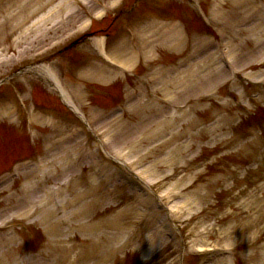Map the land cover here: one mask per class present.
<instances>
[{"label": "rangeland", "instance_id": "374dc122", "mask_svg": "<svg viewBox=\"0 0 264 264\" xmlns=\"http://www.w3.org/2000/svg\"><path fill=\"white\" fill-rule=\"evenodd\" d=\"M197 1L193 0L192 5L190 3L184 5V1L180 0H144L145 3L141 2L140 7L134 10L133 14L118 17L115 20V26L111 28L114 33L123 30V33L127 32L128 34L134 25V20L139 19L141 12L143 10L150 11L152 8L156 14L174 19L171 22L162 20V18L156 20L158 24L153 29L156 33L151 37L152 45L155 46L160 30L169 29L171 24L180 22L179 12L181 9L189 10L195 21L191 23L189 19V24H185L188 36L186 39L184 38L186 47H183L180 54L170 52L167 47L160 44V47L154 48V52H151L154 53L153 59L136 62L135 70L131 71L132 74L129 75L130 77L128 76L127 83L123 84L118 80L117 83L114 81L113 84L104 85L97 84L94 80H78L67 76L68 81L64 82V87L69 91V94L70 92L76 94L81 90L85 96H80L78 99L72 97L75 106L80 109L83 115H88L87 111L94 112L99 119V128H106L110 131L112 137L111 155L120 156L119 152L124 151L126 149L124 146H127V149H131L135 156L139 155L142 158L137 165L138 171L149 172V174L152 172L150 163L153 160H158L154 166L157 168V173L153 171V177L161 178L163 185L160 184V189L175 188L181 191V199L191 197L194 210L192 216L195 218L189 222L187 233L193 242L195 241L198 246L203 245L204 248L223 245L233 247V255L221 258L215 264H225L226 261L231 264H264V49L252 50L257 38V35L253 34L254 28L255 32H259L264 27L263 25L260 27L264 20V0H244L242 1L243 5L238 7H235L231 0H223L221 6L226 14L220 18V23L215 24L228 32L231 48L235 45L236 49L240 47L239 50L233 48L235 53L239 51L235 55V62L239 67L242 63L246 64V68H242L240 75L227 84L221 80L220 76L219 82L214 86H208L206 83L208 75H205L209 69L201 70V63L204 61L209 63L212 57L208 52L203 51L200 45L206 39L209 41L210 38L205 34L203 20L200 17L197 18L194 12V8H201L200 4L206 11L207 0H199V5ZM45 2V0H0V23H3V29H0V74L10 68L11 64L9 63L18 62L21 54L28 56L33 53L36 55L43 46H48L47 53H53L81 32L76 27L82 25L84 20L79 22L66 19L70 22L65 21L53 29H48V23L54 20L53 15H50L52 14L51 8L57 2L53 1L44 5ZM123 2L126 6L132 5L131 0H123ZM148 2H152V7ZM39 5L44 6L39 9ZM25 6L26 10L32 12L35 10V13H31L30 17L20 13V8L24 9ZM93 8H95L94 4ZM46 9H50L48 15L43 16ZM257 12L259 16H257ZM47 16L49 18H46ZM248 17L253 18L251 19L253 24L238 33L239 27L236 26V22L244 18L248 19ZM41 18H46L43 21V29L40 24ZM255 21L260 22L254 23ZM256 24H258L257 27ZM97 25L105 27L107 23L104 21L96 23ZM178 27L181 26L178 24ZM139 35L145 36L142 33ZM260 39L264 41V33ZM239 40H243V42H239ZM12 42L14 44L10 45ZM172 43H175V40ZM77 48H75L76 51L63 52L59 58L79 57L81 54ZM86 48L91 52L90 45ZM191 55L198 57L200 55L201 61L180 71L176 76H168L166 68L171 61ZM189 61L185 63H189ZM72 62L70 61V64ZM149 66L152 67L149 72L157 69V73L149 76L146 70ZM248 73L254 75V78L262 80V83L250 82V78L246 77ZM2 76L0 75V78ZM188 76L190 81L187 80ZM204 76L206 78H202ZM64 79L66 78L64 77ZM186 86L189 88H185ZM2 87V92H4L7 86ZM183 88L184 90L181 92ZM132 89H139L142 96L125 108L120 103L114 109L117 108L116 111H121L113 112L110 106L118 103L121 94L123 96ZM97 90H110L111 96L105 97L103 92L99 95ZM174 91H179V95L173 96ZM253 94L256 96L255 99L252 98ZM160 97L163 99L160 100ZM30 99L26 101L28 107L31 103ZM164 99L175 105H183L184 108L176 110L178 113L170 112L171 107L162 105L166 102ZM46 100L50 104H57L56 96H51ZM56 106L57 110L64 112L65 118H72L73 112L69 107ZM140 109L141 112H139ZM112 112L115 113L114 116H110L113 115ZM112 118L114 120L111 122ZM3 119L0 118V125L7 126ZM28 119V121H24L22 129H18L16 134L13 132L15 131L12 129L13 125H10L11 136L8 131L0 129V172L8 165H13L21 157L31 154V151L33 152L32 156L36 155V158L41 153L43 159L51 150L50 148L46 149L45 146L59 143L60 134L58 132L53 133L45 123L37 122L33 117ZM162 121L164 123H161ZM116 122H120L122 126H118ZM19 124H23V122L19 121ZM209 124H213L214 128L210 131L204 130L209 127ZM160 125L161 127L157 129ZM120 129L129 137L126 138L123 135L126 139L125 143L117 149L115 145L118 143L114 142L116 138L114 139L113 133ZM158 142H163V144L159 145ZM177 146H179V150H176ZM144 150L149 153L144 154ZM168 151L171 156L169 158L163 156V153ZM52 153L53 151H51V156ZM171 158H179L180 162L173 164L170 168L166 164ZM49 160L52 161V159ZM242 162H246V166ZM51 163L49 162V168H46L47 163L43 161V168L38 171L32 170L14 177V181L0 189V198H2L0 200L6 196L20 195L25 187L29 188L28 215L35 217L36 220L39 211L45 204L41 192L36 186L42 178L46 183L45 189L50 187L54 195L59 191V187L65 196L71 186L75 188L73 183L69 182L67 175L57 176L55 171L52 173L56 164ZM81 165L83 168L81 173H78L79 179L85 178L88 171L85 161H82ZM44 170L45 174H43ZM68 174L72 173L68 172ZM65 196L55 200L51 199L49 201L53 205L51 208L53 209L63 202V200L58 201L67 198ZM85 197V200H90V198L87 199V193H85ZM107 197L109 200L102 205L97 203L98 200H94L95 205L93 204V208L89 207L90 212L80 221L73 218L68 219V217L74 216L73 211L77 208L67 202V209L63 214L59 210L51 212L50 221L52 224L56 219L64 216V231L68 236H58L56 232L54 235L48 234L50 235L48 237L43 228L45 226L32 218L13 221L15 229L20 236H23V221L28 224L25 227L33 236L26 241V247H36L35 251L44 250L50 256L56 255L57 259L56 256L54 257L55 264H58L57 262L75 264L79 261V255L83 252L88 253L89 250L97 252L95 262L91 260L87 264H155L154 259L150 261L143 259L146 256L142 255V251L137 249L134 244L128 243L123 248L120 239L122 234L117 233L113 228H110L111 231L108 230L109 234L113 233L114 240L110 244V249L107 245L102 244L99 236L96 238V244L92 243L90 236L92 237L91 234L95 233L96 229L99 230L98 226L103 224V220H117L118 215L123 218L124 214H126V221L135 220L136 217L135 211L129 209L125 199ZM102 198L103 196L98 199L102 200ZM9 202H11L9 199L0 201V211L5 205H11ZM75 206L77 207L78 204ZM94 215L95 222L92 220ZM1 217L4 218V214H1ZM4 223L6 222L4 221ZM81 227L89 228L90 232L86 234L83 229L79 232L78 229ZM99 232L101 231L99 230ZM146 235L147 232H139L140 239ZM65 237H70L69 241L76 238V246L71 244L73 242L62 244L57 241ZM13 244L12 241H4L3 247ZM2 251H4L2 253L5 256L4 259L8 257L13 259L16 256H22L24 249L18 247L11 248L9 251L2 249ZM111 253L114 256L110 258ZM165 263L166 260H158V264ZM79 264H86V262L80 260Z\"/></svg>", "mask_w": 264, "mask_h": 264}, {"label": "bare ground", "instance_id": "6f19581e", "mask_svg": "<svg viewBox=\"0 0 264 264\" xmlns=\"http://www.w3.org/2000/svg\"><path fill=\"white\" fill-rule=\"evenodd\" d=\"M233 2H235V6H238L239 4H241L242 3V1H244V0H232ZM22 5H24V4H22ZM219 7V6H218ZM217 7V8H218ZM217 10V9H216ZM20 13H23L25 16H28V17H30V15H31V13H32V11H30V10H26V6L24 7V9L23 8H20V11H19ZM34 12V11H33ZM216 14V13H215ZM27 17V18H28ZM3 18V17H2ZM0 29H3V23H0ZM246 29V28H245ZM119 46H121V44L119 45ZM119 46L117 47V48H119ZM259 47L261 46V45H258ZM116 48V49H117ZM262 49V48H261ZM260 49V50H261ZM119 50V49H118ZM117 52V51H116ZM239 51H237V53H238ZM237 53H235L234 51H232V57H234V58H236L235 57V55L237 54ZM123 55V53H121V52H119L118 54H117V57L119 58L120 56H122ZM122 59H121V62H123V64L125 63V66H128V67H132L133 66V63H134V61H135V55H131L130 57H126V58H123V57H121ZM245 63H247L248 64V62H246L245 61ZM246 68V64H240V68ZM37 72H39L40 74L41 73H43V75H44V77L48 80H51L53 83H54V85L56 86H58V83H57V81H56V79H55V76L48 70V69H46V68H41V69H37ZM210 74H211V76L206 80V83H207V85L208 86H214L216 83H217V81L219 80V77H220V75H222L221 74V72L219 71V69L216 67V68H213V69H211L210 70ZM92 76H98V74L97 75H92ZM99 76H101V75H99ZM99 79V78H98ZM111 78H107V79H105V78H103V79H101V80H103V81H105V82H108L109 80H110ZM100 80V81H101ZM203 83V82H202ZM190 85V84H189ZM188 87V86H187ZM184 90V88L181 90V92ZM174 95H176V93H174ZM178 95H179V91H178ZM82 96H83V94H82ZM64 98L66 99V102L67 103H69L71 106L73 105L72 104V101L70 100V98L68 97V96H64ZM130 104V103H129ZM133 104V103H132ZM114 119L112 118L111 119V122L113 121ZM117 124H118V126H122L121 125V123L120 122H116ZM161 123H164L163 121L161 122ZM161 127V125L157 128V129H159ZM135 128V127H134ZM130 130L132 131V129L130 128ZM61 132V131H60ZM113 135H114V139H115V143H118V145H115L116 146V148L117 149H119L121 146H123L124 145V143H125V137L126 138H128L127 136H126V133L124 134L122 131H121V129L120 130H118V131H116L115 133H113ZM125 137H124V136ZM67 139H69V140H71V141H74L75 139H72L71 137H69V138H67ZM108 139H110V141L112 140V137H111V134L109 133L108 134ZM65 142V139L63 140V143ZM67 142V141H66ZM69 145H68V143H67V145H66V149H64V148H61L62 150H59L58 152H53L52 153V157L54 158L53 159V162L54 163H57L59 160H60V162H61V160H64L65 158H67L68 157V151H69V147H68ZM184 146H186V145H184ZM176 150H179V147L178 148H176ZM170 152L168 151L167 153H165V157H171L170 155ZM158 161H155V162H153V164L154 165H156V163H157ZM180 162V160H179V158H171V159H168V163L166 164V165H169L170 166V168L173 166V164H177V163H179ZM57 167V166H56ZM170 170V169H169ZM57 175H61V169H60V167H57ZM73 176H74V174H73ZM156 177H158V176H156ZM81 193H84V191L83 192H81ZM77 197V196H76ZM75 197V198H76ZM74 198V197H73ZM191 197L190 196H188V198H184L182 201H180L181 202V204L183 205V206H186V207H189L190 208V210H192L191 209V202H192V200L190 199ZM81 199V198H80ZM67 203H72V201H67ZM21 204H22V206H21ZM26 204V201H25V198H22V199H20V200H18L17 201V204H16V206H17V208H19V207H23V205H25ZM17 208H14V209H17ZM13 209V210H14ZM18 211H19V213H16V215L17 216H20V217H24V215H27L28 214V210H25L24 212H21L20 211V209H17ZM77 212H78V214L79 215H81V216H83L84 214H85V206H82V207H80L79 209H77ZM13 214H15V211L14 212H12ZM7 214V213H6ZM55 227H53V229H54ZM221 259V258H220ZM219 259H217V260H215L214 262H212L211 264H215V262H217ZM225 264H231V262H225Z\"/></svg>", "mask_w": 264, "mask_h": 264}]
</instances>
